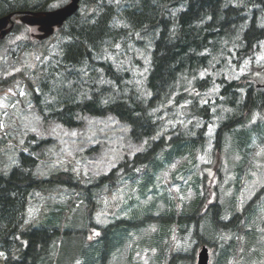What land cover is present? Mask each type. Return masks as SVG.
<instances>
[{
    "label": "rangeland",
    "instance_id": "374dc122",
    "mask_svg": "<svg viewBox=\"0 0 264 264\" xmlns=\"http://www.w3.org/2000/svg\"><path fill=\"white\" fill-rule=\"evenodd\" d=\"M63 1L70 0H55L53 4ZM56 5L53 8L61 6ZM38 33L37 26L24 24L7 36L0 47V171L10 172L19 162L20 153L25 152L37 156L35 171L39 175L48 177L71 170L81 177L83 186L89 185L94 177L144 151L147 142L133 141L128 124L113 115L81 114L77 117L81 124L71 128L42 116L33 106L26 78L35 79L34 73L42 72L48 57L60 50L63 39L59 33L48 38L44 52L37 42ZM105 58L118 69L130 71L133 84L146 88L150 63L147 49H134L131 43L119 41ZM233 59L232 55L226 62L218 58L200 73V77L213 76L208 89L194 90L191 85L188 99L178 103L174 97L157 108L161 128L155 139L165 136L167 144L158 153V163L148 164L150 175L143 174L135 182L128 177L113 193L107 186L96 189L90 203L85 200L83 187L78 190L55 183L48 194L44 190L35 193L28 208L29 218L39 215L46 204L70 201L68 209L55 210L51 215L47 212L41 218L44 225L52 222L66 230L50 256L52 264H163L155 248L148 254L140 251L145 248V239L156 242L158 234L166 233L163 223L147 216L159 215V207L174 202L178 206H171L170 213L184 210L194 217L193 205L203 193L206 196L199 217V235L212 243L219 238L216 246H209L211 264H263L264 243L256 242V238L259 230L264 239V110L255 109L246 123L226 131L222 145L217 146V129L232 108L220 94L221 85L216 79L223 74L229 79L248 75L256 89L264 91V42L254 59L248 58L242 64ZM204 105L210 108L208 118L200 110ZM132 165L128 163L125 168ZM260 190L263 192L259 199L248 205ZM215 202L221 212H215ZM242 212L252 217L244 243L240 232H222L224 224L237 220ZM215 216L221 222L218 228L214 225ZM121 218H128L131 223H119ZM92 222L114 226L105 227L101 234L100 228L90 225ZM186 224L191 226L189 232L177 233V241L183 238L180 242L185 246L178 243L184 256H177V264H196L201 246L194 245L196 225ZM225 243L230 255L226 254ZM249 243L252 247H245Z\"/></svg>",
    "mask_w": 264,
    "mask_h": 264
},
{
    "label": "trees",
    "instance_id": "16d2710c",
    "mask_svg": "<svg viewBox=\"0 0 264 264\" xmlns=\"http://www.w3.org/2000/svg\"><path fill=\"white\" fill-rule=\"evenodd\" d=\"M54 1L0 0V16L14 12L15 18L19 11L52 9L56 5ZM64 3L59 2L56 6ZM15 21L12 32L24 26L19 20ZM58 33L63 39L60 50L48 57L41 73H34L35 79L26 78L34 108L46 119L57 120L70 128L81 124L77 119L81 114L113 115L128 124L133 141H146V148L84 186L79 180L81 177L71 170L48 177L39 175L35 171L38 158L21 152L19 163L10 172L0 171V264H52L50 256L60 245L62 231L66 230L52 222L44 225L41 218L47 212L51 215L55 210L68 209L70 201L46 204L39 215L29 218L28 208L37 191L44 190L48 194L47 190L55 183L78 190L83 187L85 200L90 203L96 189L107 186L113 193L128 177L130 182H135L143 174L150 175L148 164L158 163V153L167 144L165 136L155 139L161 128L155 111L174 97L178 103L188 99L191 85L194 90L208 89L214 78L212 75L200 77V73L214 60L219 58L226 62L232 55L236 64H242L248 58H255L264 42V0H81L79 10L50 38ZM46 41H37L41 51L46 52ZM119 41L150 52L146 88L133 84L129 80L130 71L118 69L105 58ZM3 44L2 39L0 47ZM101 70L102 74L99 73ZM216 81L221 85L220 94L232 108L216 132L217 146H221L226 131L246 123L255 109L264 110V91L257 90L248 75L229 79L223 74ZM200 110L205 117L211 116L209 105ZM128 163L133 164L129 169L125 168ZM263 190L248 205L259 199ZM146 195L143 192L142 196ZM205 196V193L198 195V201L193 205L194 217L184 210L170 213L169 208L177 205L174 202L159 207V215H148L149 219L163 223L166 233L158 234L156 242L145 239V248L140 251L148 254L155 248L163 264H177L180 261L177 256L183 255L179 248L185 247L181 245L183 236L182 242L177 238L189 232L191 226L186 223L191 222L196 225L193 239L197 242L194 245L216 246L219 238L212 243L199 235V217L203 214ZM214 205L215 212H221L218 202ZM243 212L237 220L226 222L222 232H240L244 243V237L248 235L246 226L252 217L244 216ZM216 216L213 217L214 225L218 228L221 222ZM118 222L131 223L128 218ZM90 225L100 228L101 234L105 227L111 229L114 226H100L94 222ZM257 231L256 242L264 243L261 231ZM225 245L226 254L230 255L229 245ZM245 247L252 245L249 243Z\"/></svg>",
    "mask_w": 264,
    "mask_h": 264
},
{
    "label": "water",
    "instance_id": "95a60500",
    "mask_svg": "<svg viewBox=\"0 0 264 264\" xmlns=\"http://www.w3.org/2000/svg\"><path fill=\"white\" fill-rule=\"evenodd\" d=\"M81 0H70L63 6L49 10H28L19 11L18 19L28 25L37 26L39 33L37 38L45 39L51 36L55 30L61 27L64 22L80 7ZM14 12L0 16V39L12 31L15 26ZM197 264H210V250L203 245L198 252Z\"/></svg>",
    "mask_w": 264,
    "mask_h": 264
},
{
    "label": "snow or ice",
    "instance_id": "6c2138e0",
    "mask_svg": "<svg viewBox=\"0 0 264 264\" xmlns=\"http://www.w3.org/2000/svg\"><path fill=\"white\" fill-rule=\"evenodd\" d=\"M33 130H35V129H33ZM97 235H98V233H97Z\"/></svg>",
    "mask_w": 264,
    "mask_h": 264
}]
</instances>
